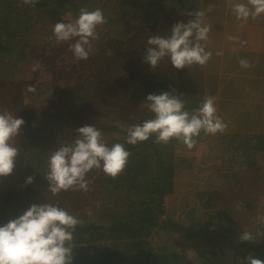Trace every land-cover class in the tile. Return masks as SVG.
Listing matches in <instances>:
<instances>
[{"label":"trees","instance_id":"16d2710c","mask_svg":"<svg viewBox=\"0 0 264 264\" xmlns=\"http://www.w3.org/2000/svg\"><path fill=\"white\" fill-rule=\"evenodd\" d=\"M179 1L57 0L49 6L37 4L34 8L23 4V0H0V98L10 100L9 93L23 86L24 99L20 101L25 102V108L30 111L27 117H20L28 129L16 145L19 149L16 158L18 183L0 188V225L17 218L32 204L48 200L58 201L71 214H83L81 208L84 205L88 208L90 203L100 207L107 204L106 214L112 206L120 208L112 205L113 196L121 200L122 207L132 205L138 212L161 209L166 216L163 223L172 220L178 228L187 224L184 239L196 248L199 244L203 248L198 259L189 258L191 262L238 264L248 255L264 261V239L261 242L239 241L236 246L230 239L227 243H219L215 236L218 232L210 233L205 227V222L214 221L218 231L219 227L228 225L223 221L229 216L232 215L235 223L243 218L240 213L232 214L231 211L235 200L229 195L237 189L254 197L253 205L260 201L259 196L264 198V192H258L264 190L263 140L255 143L254 136L247 139L244 135L232 136L231 147L225 149L221 142L229 139L219 138L211 155L207 148L204 158L191 161L185 152L186 146L175 140L168 145H157L154 137L135 146L125 142V130L129 126L152 118L144 106L149 94L173 92L185 102L188 111L200 105L197 95L190 89L200 77L199 65L177 70L165 58L158 67L168 73L161 70L159 80L152 81L149 77L151 66L143 59L150 35H168L173 24L187 22L186 14L174 2L183 7L190 0ZM81 8L89 11L100 8L106 23L97 28L99 39L93 41L89 58L77 61L69 50L71 42L57 44L52 28L57 22L74 21ZM47 51L48 55H56L54 72L42 69L40 53ZM37 63L40 66L33 71ZM29 85L36 91L29 92ZM11 109L0 103V111L11 112ZM86 124L100 129L109 146L125 144L131 153L127 167L115 178L93 169L87 176L89 191H61L53 197L47 191L48 182L44 177L49 157L60 144L73 142L75 129ZM205 138L210 136L201 133L196 146L202 147ZM183 166L184 169H178ZM186 172L197 176V181L191 187L182 188L192 191L197 187L199 191H194L192 199L187 191L178 199L172 197L174 202H171L169 191L177 186L168 178L174 177V180ZM29 176L34 178L33 182L25 184ZM153 195L167 202L170 200L169 208L165 209L162 198H150ZM255 214L247 218L252 223ZM110 216L115 217V214L111 212ZM94 219L90 216L86 221L80 215L83 224L74 233L76 246L72 264H110L111 261L189 264L185 249L157 248L150 234L155 224L144 227L119 221L104 226L94 224ZM249 229L253 233L264 232V219L250 225ZM230 232L233 234L231 229ZM201 234L206 241L197 238ZM107 240H114L116 245L110 241L106 246L101 245ZM163 257H167L166 263H156Z\"/></svg>","mask_w":264,"mask_h":264},{"label":"clouds","instance_id":"9594fccd","mask_svg":"<svg viewBox=\"0 0 264 264\" xmlns=\"http://www.w3.org/2000/svg\"><path fill=\"white\" fill-rule=\"evenodd\" d=\"M40 0H23V4L36 7ZM210 10V9H209ZM232 11L238 20L247 21L264 15V0H247V3H235ZM187 22L178 21L170 28V34H153L147 38V47L143 54L144 62L155 70L165 58L177 70L204 66L212 53L206 50L210 26L204 23L205 12L188 13ZM106 23V17L100 8L89 11L81 8L78 17L71 22H57L52 33L57 44L69 43V50L77 61L87 60L93 50V41L99 39L97 28ZM235 41L237 37L229 36ZM246 42H241L243 45ZM217 52L216 55H222ZM242 68H250L246 59L239 60ZM37 63L33 71L39 68ZM29 92H35L29 85ZM144 106L152 118L129 126L125 142L135 146L154 137L157 145H168L172 140L193 149L201 133L204 135L222 134L228 125L219 116L216 98L206 96L201 104L188 111L185 102L173 92L147 95ZM25 121L11 112L0 111V177L13 173L19 149L13 141L21 134ZM73 142L60 144L52 151L48 170L44 177L48 182L47 191L58 196L61 191L90 190L87 179L93 170L102 171L111 178L121 174L128 164L131 153L124 143H107L104 134L93 125H84L75 129ZM29 176L25 184H31ZM76 215L71 214L59 202L32 204L15 219L0 225V264H72L73 249L76 246L74 233L82 226ZM264 232L253 233L244 230L240 242H260ZM238 264H264V261L248 255Z\"/></svg>","mask_w":264,"mask_h":264},{"label":"rangeland","instance_id":"374dc122","mask_svg":"<svg viewBox=\"0 0 264 264\" xmlns=\"http://www.w3.org/2000/svg\"><path fill=\"white\" fill-rule=\"evenodd\" d=\"M56 1L57 0H40L39 4L49 6L52 2ZM197 2H199V4ZM235 3H247V0H190V2L183 7H180L178 3L176 5L174 2L175 6H177L178 9L180 8L188 19L191 18L188 16L190 12H205L204 23L211 28L209 39L206 43V50L212 53V57L206 65L199 66L200 77L190 86V89L197 95L199 104H201L206 96H214L216 98L217 114L221 116L228 125L224 133H218L214 136L208 135L210 138H205V144L202 147L195 146L193 149L185 151L190 155L188 159L190 161L192 159L200 160L204 158L207 148L211 155L213 150L217 147L216 145L218 144L219 138L229 139V141L222 140L221 142V146L225 149L231 147L229 142L232 141V136L244 135L245 139L249 136H254L256 137L255 143L260 140L264 141V15L256 19L249 18L247 21L238 20L232 11V6ZM229 36L237 37V40L231 41L228 39ZM242 41L246 43L242 45ZM218 51L223 54L216 55ZM48 54V51L47 53H40V63L44 71L54 72L57 66L56 55ZM241 59L249 61L251 67L247 69L242 68L239 64V60ZM161 70H163V68L157 67L155 70L151 68L149 70L150 79L152 81L159 80L160 73H163V71L168 73L166 70ZM22 89L23 86H19L16 92L9 93L10 100H3V97L0 98V103L12 108L11 113L18 118L22 116L27 117L30 112L25 108V102L20 101V99H24ZM38 124L37 122L36 126ZM24 125L22 126L21 134L13 141L15 146L28 129L25 128ZM261 147L264 148V145ZM176 161L178 162L180 159L176 158ZM178 169H184V166L178 167ZM18 175V167L15 164V168L11 175L0 177V188L17 184ZM173 178H168L169 181H173L175 186H177L169 191L171 202H174L175 197L178 199L180 195L187 191L190 192L189 195L192 199L194 191H199L197 187L192 191L182 188L191 187L192 184L197 181V176H190L188 172H186L185 174L182 173L180 178L175 177L174 180ZM258 192H264V190H258ZM237 193L232 192V194L229 195L230 199L235 200L231 211L232 214L235 212L240 213L243 215V218H240L235 223L232 215L229 216V221H223L228 225L219 227L218 231L214 226V221L212 223L205 222V227L208 232H218V235H215L216 242L227 243L228 239H230L235 243L234 246L239 245L238 237L240 234L244 230L250 231V225L264 219L263 196H259L260 201H257V205H253V201H256L254 197L249 195L240 197L237 196ZM158 197L160 196L153 195L150 198ZM172 197H174V199ZM115 198L116 197L112 196V199H110L112 200V205L120 206V208L112 206L106 214L104 213V207L107 204L100 207L95 206L93 203L87 204L88 208L85 205L82 207L83 209L81 208L83 214H73L79 219L80 215H83V220L86 221L90 220V216L92 218L94 217L96 218L92 220L94 224L104 226L119 221L123 223L127 221L130 224L138 223L142 224L144 227H147L148 224H155L156 227L149 229L151 231V239L158 249L160 246H164L165 249H185V255L188 257L189 264H199L197 262H191L189 258L198 259L200 257V252L203 253V248L198 242L199 245H197V248L186 242L184 238L187 237V224L178 228L172 220H166L163 223L162 221L166 219V216L161 213V209L150 208L149 213H147L146 210H144V212H138L132 205L122 207L121 200ZM162 199L165 209L169 208L168 204L170 200L167 202V199ZM107 203H109L108 200ZM93 205L95 208L92 207ZM111 212L115 214V217L110 216ZM254 212H256V214L254 223H252V221L247 218ZM209 226L210 228L208 229ZM230 229L233 234H231ZM197 238L199 240L201 239V242L206 241L203 234ZM109 241L115 244L114 240H107L103 241L101 245L106 246ZM116 252H118V250H116ZM166 262L167 257H163L158 258L156 263ZM110 264L120 263L111 261Z\"/></svg>","mask_w":264,"mask_h":264},{"label":"crops","instance_id":"0c3cea01","mask_svg":"<svg viewBox=\"0 0 264 264\" xmlns=\"http://www.w3.org/2000/svg\"><path fill=\"white\" fill-rule=\"evenodd\" d=\"M236 191L238 192V193L236 192V193H237V196L242 197V196H246V195H248V194H245L244 191H241V190H239V189H237ZM230 194H232V192H231Z\"/></svg>","mask_w":264,"mask_h":264}]
</instances>
